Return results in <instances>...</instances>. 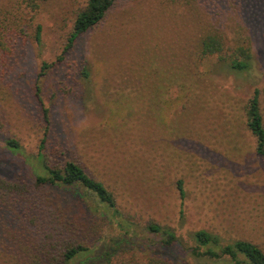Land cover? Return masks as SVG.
Instances as JSON below:
<instances>
[{
	"label": "rangeland",
	"instance_id": "rangeland-1",
	"mask_svg": "<svg viewBox=\"0 0 264 264\" xmlns=\"http://www.w3.org/2000/svg\"><path fill=\"white\" fill-rule=\"evenodd\" d=\"M17 1L0 0V175L29 182L31 163L4 142L17 139L37 165L46 136L50 164L75 160L104 180L139 233L154 220L178 236L155 249L142 232L144 240L120 241L124 258L135 252L173 264H210L190 254L199 229L264 249V157L246 123L256 90L264 116V0H210L212 16L195 0H115L60 61L85 0H40L28 14L34 19L27 31L11 32L7 24L15 17L8 10ZM244 11L251 12L247 26L239 22ZM36 24L42 25L39 41ZM218 27L232 39L253 32L251 69L234 71L197 56L199 36ZM45 61L56 64L44 71ZM51 194L87 224L84 238L96 255L120 236L117 224L88 208L80 191L55 188ZM6 236L0 237V264H35L11 259ZM99 261L91 256L75 264Z\"/></svg>",
	"mask_w": 264,
	"mask_h": 264
},
{
	"label": "trees",
	"instance_id": "trees-1",
	"mask_svg": "<svg viewBox=\"0 0 264 264\" xmlns=\"http://www.w3.org/2000/svg\"><path fill=\"white\" fill-rule=\"evenodd\" d=\"M209 1L195 0L205 11ZM114 2L115 0H85V5L76 13L64 52L57 60L63 59L64 54L73 47L79 36L106 18ZM39 8L40 0H20L13 3L8 11L15 18L11 20L10 17L7 28L14 32L18 27L21 32H26L34 19V15L28 14L37 12ZM248 9L254 11L252 8ZM208 13L210 16L213 15ZM243 13L239 17V22L247 26L246 20L251 12ZM17 18L18 23L14 21ZM259 20L256 19L258 23ZM35 29V40L39 41L42 25L36 24ZM216 29L211 31L208 29L199 36L197 56L201 60L215 58L234 71L251 69L254 57L251 40L253 32L249 29V34L243 37L236 35L232 39L226 36L224 27ZM55 64V61L51 63L45 61L42 68L45 71ZM84 69V76L89 77L88 68ZM246 113L247 127L256 140V151L264 157V116L260 106L259 90L250 97ZM4 143L6 148L31 163L33 169L29 182L23 178L9 180L0 175V237L7 235L9 238V241L5 242V248L7 252L9 250L14 252L10 254L11 259L20 263L29 259L35 264L39 261L41 264L42 260H46L48 264H75L80 258L94 256L100 260V264H173L171 260H167L169 258H163L158 254L138 258L137 254L131 251L130 259L124 258V250H118L119 244L122 241L135 243L140 239L144 240L139 236L142 232L152 237V243L149 244L155 249L173 245L178 236L171 227L154 220H148L146 225L140 228L142 232L139 233L138 226L119 208L116 194L104 180L88 172L83 164L75 160H67L61 165L50 164L45 152L46 136L39 146L37 165L32 164L23 154L22 146L17 139L11 137ZM178 185L183 196L185 194L183 181L180 180ZM55 188L80 191L88 208L104 212L117 224L120 236L113 237L111 242L105 244L102 255H96L95 248L90 247L84 238V227L87 224L73 212L70 204L60 203L51 194V189ZM192 239L190 254L197 259L211 261L210 264H264V249L251 240L236 239L225 242L219 234L207 229L193 232ZM2 245L4 242H0V249ZM19 253L24 257L21 261L18 260Z\"/></svg>",
	"mask_w": 264,
	"mask_h": 264
}]
</instances>
